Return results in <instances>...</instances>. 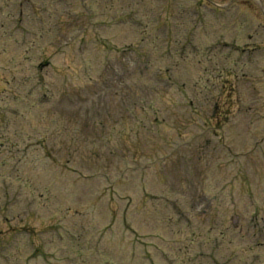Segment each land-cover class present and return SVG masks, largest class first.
Here are the masks:
<instances>
[{
  "label": "rangeland",
  "instance_id": "1",
  "mask_svg": "<svg viewBox=\"0 0 264 264\" xmlns=\"http://www.w3.org/2000/svg\"><path fill=\"white\" fill-rule=\"evenodd\" d=\"M230 1L0 0V264H264V0Z\"/></svg>",
  "mask_w": 264,
  "mask_h": 264
}]
</instances>
